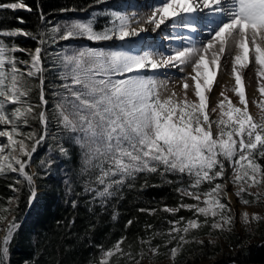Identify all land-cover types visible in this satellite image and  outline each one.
Masks as SVG:
<instances>
[{
  "label": "snow or ice",
  "instance_id": "snow-or-ice-1",
  "mask_svg": "<svg viewBox=\"0 0 264 264\" xmlns=\"http://www.w3.org/2000/svg\"><path fill=\"white\" fill-rule=\"evenodd\" d=\"M149 8L150 15L139 20L135 13H104L111 19L109 26L99 31L94 27L99 15L95 12L87 20L73 19L53 26L49 33L34 35L19 29L0 30V37L23 35L38 40L41 45L34 52H27L0 39V125L10 126L0 129V137L7 138L6 143L0 142V175L18 173L28 186L29 202L35 199L33 174L27 168L36 146L46 137L49 123L43 110L48 103L41 64L44 44L77 39L127 42L130 38H139L142 33L163 32L170 27L173 33L164 34V40L189 42L188 46L176 48L170 55L92 47L57 54L62 83L60 90L53 94L59 97L55 105L58 123L80 149L81 173L88 176L85 191L92 192L94 199L99 198L102 203L107 201L124 185L131 187V182L140 174L170 173L181 179L188 178L187 187L177 191L196 203H181L177 208L164 209L174 214L185 208L196 217L169 221L172 227L166 234L168 239L164 247L168 248L172 264H179L178 257L186 244L204 245L203 240L191 235L193 230L208 226L223 233L234 227L229 185L235 188L237 202L244 205L259 201V193L250 189L264 188V164L258 162L264 160V114L257 121L250 113L240 71L256 66V91L264 98V0H160ZM0 9L32 11L24 0L0 3ZM207 16L222 19L215 27L211 22L206 25L208 36L199 45L191 35L175 34L177 29L203 34L198 20ZM40 20H45L42 13ZM146 24L151 25V29L145 27ZM17 51L26 52L30 59L18 60L12 55ZM222 58L225 66L231 64V76L235 81L231 90L240 106L222 91V99L216 107H210L209 94L213 91ZM18 64L25 65L27 70ZM178 66H183L181 71L190 67L193 73L183 78L182 98L175 91L168 92L166 81L145 71ZM33 78L39 80L40 86V103L36 105L29 102L32 90L29 81ZM189 88L197 98L194 101L188 99ZM257 107L264 113V99ZM38 108L41 110L37 112ZM217 109L218 119H211L209 110L215 113ZM30 119L39 121L44 134L22 131V126H27ZM60 152L68 155L64 147ZM218 179L222 182H217ZM205 183L207 190H202L201 185ZM201 216L203 221L199 219ZM240 217L245 226L264 221V216L258 213L250 215L245 211ZM5 218L0 215V220ZM131 223L128 221V225ZM16 228L13 219L0 241V264H5L8 244ZM208 235L212 236V232ZM152 239L154 236L141 239V248L134 253L122 246L124 238H121L112 247L101 248L97 264H121L122 261L141 264L145 258L154 259L160 254V245H153ZM131 247L129 245V249Z\"/></svg>",
  "mask_w": 264,
  "mask_h": 264
},
{
  "label": "trees",
  "instance_id": "trees-1",
  "mask_svg": "<svg viewBox=\"0 0 264 264\" xmlns=\"http://www.w3.org/2000/svg\"><path fill=\"white\" fill-rule=\"evenodd\" d=\"M9 2L17 0H0V3ZM112 2L24 0L32 11L0 9V30L19 29L38 35L43 32L41 13L50 24L60 25L78 19L76 12L86 9L90 16L94 12L99 14L94 26L101 30L109 26L111 18L104 13H111L110 7L115 4ZM2 38L11 46V37ZM13 44L30 48L40 46L38 40L23 35L16 37ZM49 50L46 47L42 51L41 59L43 65L50 69L47 62ZM15 54L18 60L27 59L23 51ZM19 54L23 57L20 58ZM31 93L35 104H39V88L35 87ZM28 128L42 135V125L37 119H31ZM56 128H59L58 133L46 138L48 141L42 144L33 161L35 181L42 194L30 203L29 189L23 177L12 172L0 175V215L6 217L0 220V231L11 213L15 215L17 223L8 244L5 264H97L101 248L108 249L124 238L122 246L136 253L141 248V239L148 240L153 236L152 244L160 245L157 258L160 260L168 256V248L164 244L168 239L166 234L172 227L169 221L179 220L181 217L184 221L196 218L192 211L185 208H180L174 214L164 210L177 208L181 203H194L190 197L182 196L177 191L178 188L187 187L188 178L185 176L181 179L170 173L140 174L131 182V187L124 185L114 197L102 203L99 198L94 199L92 192L85 191L88 176L81 173L79 147L69 139V134L60 125ZM61 147L67 149V156L61 154ZM258 162L264 164V160ZM10 185L18 191H13ZM207 187V183L201 185L202 190H207ZM13 198L16 205L11 207L10 201ZM199 219L203 221L204 217ZM211 219L209 217L210 221ZM128 221H132L131 225H128ZM211 230L204 226L193 230L191 235L201 240ZM253 232L255 233H220L225 244L231 247L223 255H220L223 248L220 242L209 243L205 239L204 245L195 242L186 244L178 257L179 264H191V257L198 258L202 255L210 256L211 264L264 263V221L256 222ZM256 232L261 235H255ZM129 245L132 246L131 249ZM145 252L147 253V248ZM121 264L127 262L122 261Z\"/></svg>",
  "mask_w": 264,
  "mask_h": 264
},
{
  "label": "rangeland",
  "instance_id": "rangeland-1",
  "mask_svg": "<svg viewBox=\"0 0 264 264\" xmlns=\"http://www.w3.org/2000/svg\"><path fill=\"white\" fill-rule=\"evenodd\" d=\"M112 1L115 4H114V6L110 7V9H112L111 12H121V13H127V14L131 15L130 8H133L132 4H134V0H112ZM141 1H143V0H141ZM159 3H160V1H157V4H159ZM89 14H90L89 10L86 9V10L78 11L77 17L80 20H87L90 17ZM60 25H63V24H60ZM53 26H56V25L50 24L49 20H44L43 21V32L49 33L50 29ZM94 27L97 30L98 27H96V26H94ZM101 30H103V29H101ZM18 36L11 37L9 39V43L11 44V46L14 45L13 43L15 42V38ZM163 37H164V34H161L159 36L160 40L165 41ZM45 38L47 39V37H45ZM0 39H3V38L0 37ZM147 46H148V44H146V43L141 44V43H137V42H132L131 39H129L127 42H120V41H116V40L91 42V41H88L87 39H77V40H71V41H58L56 43H52L51 41H49L48 43H46L42 46V51L45 50L46 47H48L50 49L49 54H48L49 57H48V61H47L50 69L46 68L43 65V61L41 59L42 67L44 66L43 67V69H44V72H43L44 85H43V87H44V92H45V99L48 101L47 105L45 106V108L43 110L46 111V113L49 117V123L47 125L46 137L39 145L36 146V151L32 155L30 166L27 168V171L30 174H33V181L35 184L34 186H35L36 193H37L36 197H38L40 194H42V190L41 189L38 190L37 181H35L36 178L34 177L36 175V169H35V166L33 163L35 154L37 153L38 150L41 149L42 144L44 142L48 141L47 139L49 136L51 137L53 135H56L59 131V128L58 129L56 128V127H58L59 124L57 121L58 119L56 116V110L54 108L56 103L59 100V97L53 94V93L60 90L59 86L62 83V81L60 79V71L61 70L58 66V61L56 60L57 54L62 55V54H64L65 51L71 52L77 48H82V47L103 48L106 50L124 49V50L130 51L133 53H137V54H142L143 52L155 53V51H157V50L161 51L162 53H165L163 51V49H161L160 46H158V45H155L153 50L152 49L147 50ZM16 47H18V46H16ZM174 47H175V45L173 43H170V44H167L166 47H164V48L166 50H170V49H173ZM18 48L19 49H25V50H27V52H32V50H35V48H30V47H18ZM23 53H25V55L27 56L26 60L30 59L29 55H27L26 52H23ZM12 55L17 56L15 53H12ZM41 55H42V52H41ZM18 56H20V58L23 57V55H21V54H19ZM18 67L24 69L25 71L27 70L25 65L18 64ZM145 71H146V74H148V75L155 74L159 80L165 81L164 78L160 74H158L156 72L154 73V71H152L151 69H147ZM184 77H186V76H183L181 78L179 77L177 79V82L175 85V87H176L175 92L177 93V96L180 98L183 97V93H182V89H181V86H182L181 83H183ZM33 79H34V82L32 79L29 81L31 88L32 89H35V87H36V89H37V87L39 88L40 87L39 86V80H37L35 78H33ZM188 82L190 84L192 83L191 80H189ZM244 84L246 85V98H247L248 103H249V111L252 114L254 120L258 121L260 116L264 113H262L261 109L259 107H257V104L261 99H264V98H262V97L256 98V97L251 96L250 95V92H251L250 86L247 85L245 82H244ZM170 85H172L171 82L170 83L166 82V87H167L169 93L171 92L169 89ZM233 87H234V84H231L230 82H228L226 80H221L219 85L214 84L213 85V91L211 94H209L210 95V107H216L218 101L220 99H222V97L220 96V93L222 91H224L225 95H227L228 97L231 98L233 103L237 104V106H240L238 104V97H236L235 93L231 90ZM31 92H32V90H31ZM31 92L29 93V102L36 105L34 102V100H35L34 96ZM188 99L190 101H194L197 99L193 94L192 88H189V90H188ZM39 103H40V101H39ZM10 108H11V106H9V110H10ZM52 109L54 110V112H52ZM36 111L38 112V110H36ZM218 113H219V109H217V112H215V113H212L209 110V114H210L211 119H218ZM30 121H31V119H30ZM28 126H29V124L27 126H22V131H24V132H35L33 129H29L30 127L28 128ZM6 127L10 128V126L0 125V129H4ZM26 128H28V129H26ZM215 132H216V129H215V126H213V133L215 134ZM35 133L38 135L37 132H35ZM42 134H44L43 131H42ZM0 142L6 143L7 138L6 137H0ZM15 174L19 176L18 173H15ZM228 175L229 176L231 175V169L230 168L228 170ZM217 182H222V181H220L218 179ZM250 191L253 193H259V201L251 203L249 205H244L242 203L237 202V197L235 195V188L232 187L231 185H229L228 195L230 196L232 203L234 205L233 212L235 215L234 227L232 228L231 231H234L236 233H241V234H244L246 231L250 234L255 233V232H253V230H254V225L256 222H253L250 226H245L241 220L240 214L245 212V211L248 212L250 215L252 213H258L261 216H264V188L253 187L252 189H250ZM246 198H248V197L246 196ZM201 199H203V197ZM251 199L255 200V197L254 198L252 197ZM194 203H196V201H194ZM15 205H16L15 204V198H13V199H11V207H14ZM201 206H203V205H201ZM12 218H13V215L10 214L8 219H6L5 222L2 224V229L0 231V241H2L3 236L5 235V232L7 229V225L9 222L12 221ZM211 231H212V236L207 235L206 237H201L200 239L201 240H205V239L213 240L215 243L216 242L222 243L223 248H222V252H220V255H223L226 251H229L231 249V247L227 246L225 244L222 235L219 232L216 233L215 230H211ZM227 232H230V231H227ZM255 235L260 236L261 234H259V232H256ZM148 257H151V253L148 254ZM211 260L212 259L208 255H202L198 258L191 257V261H192L191 264H211ZM127 264H128V262H127ZM141 264H172V261L169 259V255H168L165 258L160 259V260L157 257L154 259L145 258L144 260H142ZM236 264H240V263H236ZM243 264H245V263H243Z\"/></svg>",
  "mask_w": 264,
  "mask_h": 264
},
{
  "label": "bare ground",
  "instance_id": "bare-ground-1",
  "mask_svg": "<svg viewBox=\"0 0 264 264\" xmlns=\"http://www.w3.org/2000/svg\"><path fill=\"white\" fill-rule=\"evenodd\" d=\"M157 1L160 0H134V4H132L133 6V11L132 13L136 14V19L139 20L141 19V17H146L147 15H150V5H155L157 4ZM131 13V12H130ZM222 18L220 16H207V17H201L198 20V24H199V28L202 30L203 34H201L200 32L197 33H190L187 29H177L175 30V34L179 35V36H189L191 35L193 38V41L195 43H197L198 45L200 44V42L204 41L207 36H208V28L206 27V25L209 24V22H211V26L215 27L217 23H219V21ZM145 27H148L149 29H151V25H144ZM163 27V26H162ZM173 30L169 27V28H165L163 32H160L159 30H157V33H152L151 31L147 34L142 33L141 36L139 38H130L132 40V42H137V43H141V44H148V48L147 49H154L155 45L160 46L161 49H163V51L165 52L164 54L166 55H170L172 54V51L176 48H181L184 46H188L189 42L187 40H174V41H163L160 40L159 36L161 34H172ZM173 43L175 45V47L173 49L170 50H166L164 47H166L167 44ZM32 52H34V50H32ZM156 54L158 53H162L161 51H155ZM180 67L183 66H178V67H169L167 69H158L155 72L160 74L164 80L167 83H172V85L169 86L170 91H175L176 90V82L177 79L183 76H189L192 73L191 68H186L184 71L180 70ZM241 74L243 76V80L244 82L250 86L251 88V92L250 95L256 98L261 97L259 92L256 91L257 89V85H258V78L255 75L256 72V66L250 67V68H245V69H240ZM154 72V73H155ZM221 80H226L228 82H230L231 84H235L234 78L231 76V64L230 62L227 64V66H225V62L224 59L222 58L221 60V68L218 71L217 74V79L216 82L214 83L215 85H219ZM182 84V83H181Z\"/></svg>",
  "mask_w": 264,
  "mask_h": 264
},
{
  "label": "water",
  "instance_id": "water-1",
  "mask_svg": "<svg viewBox=\"0 0 264 264\" xmlns=\"http://www.w3.org/2000/svg\"><path fill=\"white\" fill-rule=\"evenodd\" d=\"M245 264H264V263H245Z\"/></svg>",
  "mask_w": 264,
  "mask_h": 264
}]
</instances>
